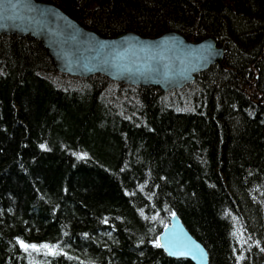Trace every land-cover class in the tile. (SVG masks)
Returning a JSON list of instances; mask_svg holds the SVG:
<instances>
[{
    "label": "trees",
    "instance_id": "obj_1",
    "mask_svg": "<svg viewBox=\"0 0 264 264\" xmlns=\"http://www.w3.org/2000/svg\"><path fill=\"white\" fill-rule=\"evenodd\" d=\"M37 1L105 38L211 37L223 61L162 92L0 36V264H192L158 246L173 214L208 264H264V0Z\"/></svg>",
    "mask_w": 264,
    "mask_h": 264
},
{
    "label": "water",
    "instance_id": "obj_2",
    "mask_svg": "<svg viewBox=\"0 0 264 264\" xmlns=\"http://www.w3.org/2000/svg\"><path fill=\"white\" fill-rule=\"evenodd\" d=\"M31 36L41 42L55 69L65 75H102L129 86L181 89L212 65L221 66L224 47L207 37L191 42L168 31L157 38L128 32L105 38L69 18L57 6L37 0H0V36ZM158 237L159 248L171 259L208 264L204 247L176 215Z\"/></svg>",
    "mask_w": 264,
    "mask_h": 264
},
{
    "label": "bare ground",
    "instance_id": "obj_3",
    "mask_svg": "<svg viewBox=\"0 0 264 264\" xmlns=\"http://www.w3.org/2000/svg\"><path fill=\"white\" fill-rule=\"evenodd\" d=\"M41 2H43V1H41ZM173 215H175V214H173ZM173 215H171L169 218H168V223L163 227V229H162V231H161V233L163 232V230L168 226L169 227V229H171L172 230V228L175 226V223L173 222V221H171V218L173 217ZM179 219V218H178ZM179 222L181 223V221L179 220ZM182 224V223H181ZM182 226L185 228V226L182 224ZM186 229V228H185ZM186 231H187V229H186ZM188 232V231H187ZM161 233H160V235H161ZM189 233V232H188ZM190 234V233H189ZM191 235V234H190ZM192 236V235H191ZM159 237V236H158ZM193 237V236H192ZM194 238V237H193ZM195 239V238H194ZM197 241V240H196ZM158 246H159V244H158ZM164 252V251H163ZM185 260H187V259H185ZM189 261V260H188ZM192 263V262H191ZM193 264V263H192Z\"/></svg>",
    "mask_w": 264,
    "mask_h": 264
},
{
    "label": "snow or ice",
    "instance_id": "obj_4",
    "mask_svg": "<svg viewBox=\"0 0 264 264\" xmlns=\"http://www.w3.org/2000/svg\"><path fill=\"white\" fill-rule=\"evenodd\" d=\"M25 247H27V245H24ZM32 247H35V245H33ZM45 247H47V246H45Z\"/></svg>",
    "mask_w": 264,
    "mask_h": 264
}]
</instances>
